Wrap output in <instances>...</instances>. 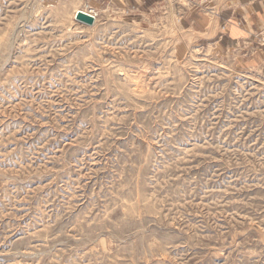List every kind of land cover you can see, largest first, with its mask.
Instances as JSON below:
<instances>
[{
	"label": "rangeland",
	"instance_id": "1",
	"mask_svg": "<svg viewBox=\"0 0 264 264\" xmlns=\"http://www.w3.org/2000/svg\"><path fill=\"white\" fill-rule=\"evenodd\" d=\"M210 1L0 0V264H264V45Z\"/></svg>",
	"mask_w": 264,
	"mask_h": 264
},
{
	"label": "crops",
	"instance_id": "2",
	"mask_svg": "<svg viewBox=\"0 0 264 264\" xmlns=\"http://www.w3.org/2000/svg\"><path fill=\"white\" fill-rule=\"evenodd\" d=\"M209 7L220 12L219 21L229 26L230 39L236 42L252 39L253 43L264 45V0H211ZM252 50L255 54L260 48Z\"/></svg>",
	"mask_w": 264,
	"mask_h": 264
},
{
	"label": "water",
	"instance_id": "3",
	"mask_svg": "<svg viewBox=\"0 0 264 264\" xmlns=\"http://www.w3.org/2000/svg\"><path fill=\"white\" fill-rule=\"evenodd\" d=\"M74 18L76 21H78L82 24L88 25V26L93 25L95 22V19L92 15H90L86 12H83L82 10H78L75 13Z\"/></svg>",
	"mask_w": 264,
	"mask_h": 264
},
{
	"label": "bare ground",
	"instance_id": "4",
	"mask_svg": "<svg viewBox=\"0 0 264 264\" xmlns=\"http://www.w3.org/2000/svg\"><path fill=\"white\" fill-rule=\"evenodd\" d=\"M78 10H76L75 11V13L77 12ZM82 11L83 12H86V13H88V14H90V15H92L93 17H94V19L96 20V17H97V12H95V11H93V10H84V9H82ZM75 13H74V15H75ZM95 23V22H94ZM91 27V26H90Z\"/></svg>",
	"mask_w": 264,
	"mask_h": 264
},
{
	"label": "built area",
	"instance_id": "5",
	"mask_svg": "<svg viewBox=\"0 0 264 264\" xmlns=\"http://www.w3.org/2000/svg\"><path fill=\"white\" fill-rule=\"evenodd\" d=\"M187 3H194V2H198V1H207V0H184Z\"/></svg>",
	"mask_w": 264,
	"mask_h": 264
}]
</instances>
